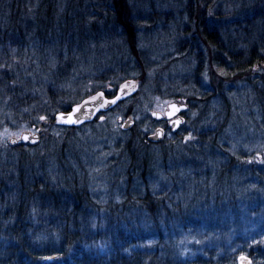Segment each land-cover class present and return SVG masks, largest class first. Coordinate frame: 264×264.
<instances>
[{"label": "trees", "instance_id": "16d2710c", "mask_svg": "<svg viewBox=\"0 0 264 264\" xmlns=\"http://www.w3.org/2000/svg\"><path fill=\"white\" fill-rule=\"evenodd\" d=\"M130 1L0 0V129H41L36 146L0 145V264H236L240 254L264 264V165L221 138L229 87L243 82L264 132V0H174L191 35L166 61L138 48ZM130 80L135 98L167 94L189 110L219 99L221 119L187 144L183 127L152 142L134 122L133 95L121 97L112 110L131 125L103 191L89 183L83 130L55 118L93 95L115 98Z\"/></svg>", "mask_w": 264, "mask_h": 264}, {"label": "rangeland", "instance_id": "374dc122", "mask_svg": "<svg viewBox=\"0 0 264 264\" xmlns=\"http://www.w3.org/2000/svg\"><path fill=\"white\" fill-rule=\"evenodd\" d=\"M131 1H134V5L141 15L140 19L142 22V30L140 31L138 48L143 52H147V57L149 60H155V58L157 59L159 57L165 56L163 59L166 61L186 53L188 49L186 46L181 49L182 53H175L177 51L176 45L178 44L181 46V40L183 38L189 39L191 35L189 30H187V34L183 33L182 27H184L186 24L182 23V18L183 21H185V13H181L182 9L176 1ZM34 2L38 4L39 0H37V2L34 0ZM225 9H228V7L226 8L224 5V9L222 8V10ZM195 40L201 49L206 48L202 42L198 40L197 36L195 37ZM186 68L187 65L183 60H179L177 62V72L187 73L188 70ZM208 74H210V72ZM202 79L203 83L206 84L208 83L209 77L206 76ZM134 82V80H130V82L123 83L120 86L117 96L113 99H106L99 94L87 98L84 103L90 100H95L99 97L103 98V102L95 109L91 119L75 120L72 117L71 112L74 111L78 105L73 108L69 115L66 116L63 114H58L55 118V124L57 125H75L77 127L80 126V128L83 130L81 133L83 135L85 134V138L82 140H84V143L87 144V147H89L87 149L84 148V151L86 152L84 157L86 158V155H88L87 158H89L93 164V168H91L88 172L89 183L90 185L100 188L103 191L104 185H107L108 183L106 175L103 174L105 168H107L106 161L110 154L114 152V144L116 141L119 138H123L126 133L125 131L130 127L129 126L128 128H125L123 123H117V119L120 117L115 116V112L112 110V107L121 97L125 98L133 95V98L131 97L132 100L135 98L134 95L138 89V86L136 87ZM229 90L230 92L227 98L230 104V113L228 115L226 128L222 132L221 138L227 143L228 150L231 154L235 156L243 155V159L246 161V164L249 165L252 161L258 166L264 165V132L262 128H259L258 122H260V118L257 115V106L252 105L254 96L248 94L250 89L246 82L233 85V87H229ZM122 93H124V95H122ZM148 94L143 96V98L140 97L139 99L138 96V98L133 100L138 115L135 117L134 122L135 120L139 121L140 132L146 133L149 131L150 134H153L154 128L162 127V125L158 123L154 128H151L149 115L155 110L162 111L166 107V104L170 102V99L168 98L167 94H160L159 96H154L152 94L149 96ZM107 103H110V106L106 108L105 106ZM195 105L196 107L186 113L185 122L182 129L184 136V141L182 140V144H187L188 141H195V134L204 130H208V132H210L215 129L220 122L221 117H219V112H221V107L223 106L219 99L210 103H201L199 100H196ZM203 105H205V107H203ZM146 112L148 113L147 118L145 115ZM96 116V121H93L91 124L87 123L95 119ZM93 127H97L98 131H93ZM105 129L106 131L103 132ZM25 130L34 131L35 129L25 127L19 129H0V145H2L4 142H8L11 137L18 138L20 133ZM208 159L211 163V158L208 157ZM205 167L206 164L203 163L201 168H197L199 172L198 174H200V177L198 178L199 181H197L198 183L205 179V175L202 174ZM212 169L215 171L216 168L213 167ZM188 173L193 178L194 172L189 170ZM236 177L238 181H240V177ZM208 179L209 182H213L215 179V173L211 172L208 176Z\"/></svg>", "mask_w": 264, "mask_h": 264}, {"label": "water", "instance_id": "95a60500", "mask_svg": "<svg viewBox=\"0 0 264 264\" xmlns=\"http://www.w3.org/2000/svg\"><path fill=\"white\" fill-rule=\"evenodd\" d=\"M132 88V87H131ZM103 102V98L99 97L95 100L87 101L80 105L78 110L74 113L73 117L76 120L84 119L88 120L93 117L95 109ZM110 106V103H107L106 108ZM187 103H178L176 101H170L167 103L165 109L161 111H152L151 117L154 120L167 119L169 120V125L171 126V132L174 133L180 129L183 124L182 113L187 111ZM118 123H122L121 119L117 120ZM124 127L128 128L130 126V121L123 122ZM164 131L161 128H157L154 133L149 137L152 141H160L163 138ZM40 141V133L23 131L20 133L19 137H11L9 142L14 145L27 144L30 146H35ZM236 264H252V261L247 255H238L236 257Z\"/></svg>", "mask_w": 264, "mask_h": 264}, {"label": "bare ground", "instance_id": "6f19581e", "mask_svg": "<svg viewBox=\"0 0 264 264\" xmlns=\"http://www.w3.org/2000/svg\"><path fill=\"white\" fill-rule=\"evenodd\" d=\"M261 69H264V64L263 65H261ZM202 84H204L203 83V81H202ZM167 105V104H166ZM153 142V141H152ZM155 142V141H154ZM8 143H10L9 142V140H8ZM11 144V143H10ZM11 145H14V144H11ZM20 145H24V144H20ZM240 255H242V254H240ZM244 255H247V254H244ZM248 256V255H247ZM250 257V256H249ZM250 259H251V261H252V263H253V260H252V258L250 257ZM236 261V260H235Z\"/></svg>", "mask_w": 264, "mask_h": 264}, {"label": "flooded vegetation", "instance_id": "af4514ba", "mask_svg": "<svg viewBox=\"0 0 264 264\" xmlns=\"http://www.w3.org/2000/svg\"><path fill=\"white\" fill-rule=\"evenodd\" d=\"M164 123H165V125H166L167 128H170V126H169V120H164Z\"/></svg>", "mask_w": 264, "mask_h": 264}, {"label": "snow or ice", "instance_id": "6c2138e0", "mask_svg": "<svg viewBox=\"0 0 264 264\" xmlns=\"http://www.w3.org/2000/svg\"><path fill=\"white\" fill-rule=\"evenodd\" d=\"M113 102H115V101H113ZM43 119V118H42Z\"/></svg>", "mask_w": 264, "mask_h": 264}]
</instances>
